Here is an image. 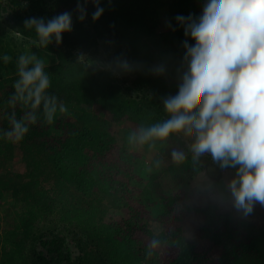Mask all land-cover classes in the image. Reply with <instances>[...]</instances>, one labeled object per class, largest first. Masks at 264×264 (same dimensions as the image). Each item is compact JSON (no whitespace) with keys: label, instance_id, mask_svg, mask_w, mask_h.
<instances>
[{"label":"trees","instance_id":"obj_1","mask_svg":"<svg viewBox=\"0 0 264 264\" xmlns=\"http://www.w3.org/2000/svg\"><path fill=\"white\" fill-rule=\"evenodd\" d=\"M78 2L85 4L0 0V18L30 40L36 36L24 28L25 20L47 21L61 9L72 14V31L62 34V43L42 50L58 61L46 68L49 92L78 113L60 115L54 124L59 135L41 121L19 143L0 140V264H264V205L256 203L245 216L232 197L222 199L217 186L205 193L192 186L206 168L179 134L157 142L156 149H133L121 130H114L126 123L131 133L168 118L163 99L178 93L183 42L195 43L175 17L199 16L204 0H100L104 12L95 22L92 0L83 21ZM81 53L108 64L122 85L78 60ZM123 61L130 71L118 67ZM160 66L163 74L155 72ZM16 79L0 82V128L9 127L4 114L11 111L7 100ZM15 111L18 118L23 114L20 107ZM185 132L193 140L192 131ZM180 147L184 157L175 162L170 153ZM21 150L28 164L23 174L13 169L14 154ZM35 152L43 158L39 167L32 164ZM154 198L163 206L159 217L153 215ZM84 204L88 212L106 206L108 220L88 218L86 212L80 221ZM153 218L162 225L158 234L146 226Z\"/></svg>","mask_w":264,"mask_h":264},{"label":"clouds","instance_id":"obj_2","mask_svg":"<svg viewBox=\"0 0 264 264\" xmlns=\"http://www.w3.org/2000/svg\"><path fill=\"white\" fill-rule=\"evenodd\" d=\"M88 0L78 2L79 20L86 18ZM92 20L100 19L104 9L100 0H92ZM184 35L195 41L183 42L185 70L180 76L178 93L163 99L166 119L149 126H139L128 136L133 147L156 149L157 142L190 129L192 158L210 154L221 169H235L228 188L236 209L245 216L254 205H264V0H204L199 16L177 15ZM169 27L171 25L169 24ZM24 28L34 31L32 46L47 49L62 34L72 31V14L61 13L47 21L31 17ZM85 57L81 53L78 60ZM12 57L0 56L5 64ZM45 59L32 51L16 58L17 79L8 97L4 114L8 128H0V140L23 141L30 126L38 122L52 125L58 114L68 112L67 105L51 94L52 81ZM118 67L130 71L127 61ZM163 66L155 72L163 74ZM23 114L18 118L15 109ZM183 147L171 150L175 162L184 157ZM159 166L160 161H156ZM154 246L157 241H152Z\"/></svg>","mask_w":264,"mask_h":264},{"label":"rangeland","instance_id":"obj_3","mask_svg":"<svg viewBox=\"0 0 264 264\" xmlns=\"http://www.w3.org/2000/svg\"><path fill=\"white\" fill-rule=\"evenodd\" d=\"M80 4L83 5V2H81ZM66 11H67L66 9H61L60 14ZM165 19H166L165 17L162 18L163 22L165 21ZM31 41L32 40L23 38L20 35L11 31L9 27L7 26V24L4 22V20L0 18V56L7 54L8 56L12 57L11 61L7 64H5L2 60H0V82L2 80L4 81L6 79L17 76L16 58L20 54H23L26 51H32L38 57H42L43 59H45L48 67L57 64L58 61L55 55L47 53L43 51L42 49H39L35 46H32ZM83 55L85 58L83 60H80L81 62L87 63L89 66H92L100 76L111 81L112 83H116L120 86L122 85L120 81V76L117 73H115V71L111 69L108 64H106L104 61L96 59L93 55H90V54H86V55L83 54ZM125 89L127 91H130L129 92L130 96L136 95L132 90L126 87ZM2 113H3V107L0 105V118H1L0 121H2V116H1ZM65 114L71 115L72 117H76L78 113L76 109L68 108V112ZM60 115L62 114H58L57 119L60 117ZM55 122L50 126L53 129L52 131L53 134L59 135L60 133L57 132L54 128ZM130 127L127 126L126 123H122L119 127H115L114 130L115 132H117L118 130H121V132L125 135V139L128 143V136L130 133L126 132V128H130ZM179 135L186 140L187 145H189L190 147L192 139L189 138V133L185 132L184 130L183 132L179 133ZM2 144L8 145L9 142L5 141ZM136 148L137 147L135 148L133 147V149H136ZM26 154L27 153L23 152V150L16 151V154H14V156L17 159L14 162L13 169H15L18 172H21L22 174L26 171V168H28V164L25 165V163H23L21 160V157ZM38 156L39 155L37 154V152H35L34 160L32 163L34 164V167L36 166V164H37V167H39L41 165V161H43V158L40 159ZM200 160L202 161L201 163L205 165L206 171L201 172L193 180L192 186L199 187L202 193H205L211 186H217L219 188L222 199L224 201L230 200L232 196L228 188V183L234 177L235 169L233 168L221 169L217 163L212 161L210 154H205L201 156ZM145 162L149 163V161H145ZM143 167H145V170L142 171V175L145 176L147 175V172H148V169L146 168V163L143 165ZM154 202H155L154 204L155 206L153 207V215L155 217H159L163 213V206H162L161 201L158 198H154ZM85 208H88L87 204L82 205L80 208V209H83V211L81 210L78 216V219H80V221L83 220V217L81 214L86 213V212L89 214L88 218L91 217L92 219L96 220L99 217H102L105 220H108V209L106 206L98 204L96 207H93L92 210H89V212L86 211ZM146 226L150 230L154 231L156 234L162 231V225L160 221L156 218L146 221ZM26 249L27 251H29L32 249V246H27ZM0 261H1V253H0Z\"/></svg>","mask_w":264,"mask_h":264}]
</instances>
